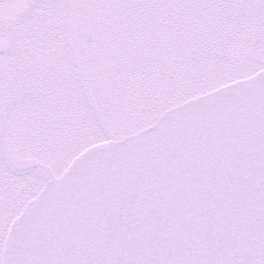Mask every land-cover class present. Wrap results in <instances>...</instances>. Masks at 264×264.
<instances>
[{
  "label": "snow or ice",
  "instance_id": "1",
  "mask_svg": "<svg viewBox=\"0 0 264 264\" xmlns=\"http://www.w3.org/2000/svg\"><path fill=\"white\" fill-rule=\"evenodd\" d=\"M0 264H264V0H0Z\"/></svg>",
  "mask_w": 264,
  "mask_h": 264
}]
</instances>
